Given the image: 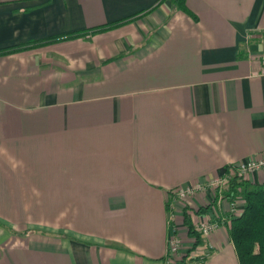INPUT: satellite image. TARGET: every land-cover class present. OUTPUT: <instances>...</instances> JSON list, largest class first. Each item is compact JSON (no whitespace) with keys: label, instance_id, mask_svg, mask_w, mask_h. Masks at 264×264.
I'll list each match as a JSON object with an SVG mask.
<instances>
[{"label":"crops","instance_id":"crops-1","mask_svg":"<svg viewBox=\"0 0 264 264\" xmlns=\"http://www.w3.org/2000/svg\"><path fill=\"white\" fill-rule=\"evenodd\" d=\"M71 33L0 54V264H165L172 228L196 254L214 193H167L264 157V0H0V50ZM227 229L205 264H238Z\"/></svg>","mask_w":264,"mask_h":264},{"label":"trees","instance_id":"trees-1","mask_svg":"<svg viewBox=\"0 0 264 264\" xmlns=\"http://www.w3.org/2000/svg\"><path fill=\"white\" fill-rule=\"evenodd\" d=\"M134 16L126 17L121 20H117L108 26L99 27L92 31H99L106 29L112 25L122 23L124 21L134 18ZM81 33H71L60 37L51 38L38 43H29L20 46H14L0 50V54L10 53L13 51H19L35 45L55 42L63 39L73 38ZM246 181L239 176H232L227 187L221 191V196L226 198L230 203L233 202L237 196V188L241 185H246ZM249 188H245L242 191L243 208L237 216L229 218V226L227 229L229 240L233 246V249L238 260V264H264V184H247ZM217 198V193L214 194L213 200L210 204H206L202 207L193 210L194 213L205 212L210 205H212ZM189 208L184 207L182 219L186 229V235L193 240V244L190 247L192 250L199 242V235L194 230L192 223L187 212ZM224 216H228V213H224ZM186 254L182 256L185 258Z\"/></svg>","mask_w":264,"mask_h":264},{"label":"built area","instance_id":"built-area-1","mask_svg":"<svg viewBox=\"0 0 264 264\" xmlns=\"http://www.w3.org/2000/svg\"><path fill=\"white\" fill-rule=\"evenodd\" d=\"M255 74L264 76V57L260 60V67ZM262 168H264V157L247 159L226 167L221 174H215L213 177L206 180L169 189L166 200V205L169 209L174 201L182 202L188 198H192L195 193L203 190H209L214 194L217 193V198L213 205H210L205 212L198 215L197 221L191 222L194 230L199 235V241L201 242L200 250L194 255L182 258V256L179 255L181 241L175 229L172 228L171 233L168 235L166 240L164 263L205 264V260L209 256L210 249L212 247L210 242L207 240L209 234L218 227V224H225L226 226H229V218L239 214V211L233 203H229L226 208L223 207L222 201L224 198L221 196V191L227 187L228 181L232 176L235 175L243 178L249 173ZM224 213H228L229 215L227 217H222L221 214Z\"/></svg>","mask_w":264,"mask_h":264},{"label":"rangeland","instance_id":"rangeland-1","mask_svg":"<svg viewBox=\"0 0 264 264\" xmlns=\"http://www.w3.org/2000/svg\"><path fill=\"white\" fill-rule=\"evenodd\" d=\"M205 191H206V190L199 191V192L195 193L193 196H195V195H197V194H198V195L203 194ZM207 191H209V190H207ZM188 199H189V198H188ZM188 199L182 201V203H183V204H186L187 201H188ZM204 204H205V203H204ZM238 211L240 212L241 210H238ZM227 228H228V226H227ZM188 253H189V252L186 253V257L189 256Z\"/></svg>","mask_w":264,"mask_h":264}]
</instances>
